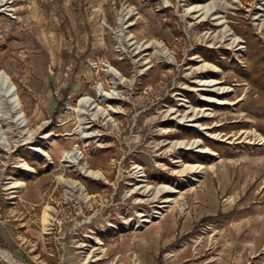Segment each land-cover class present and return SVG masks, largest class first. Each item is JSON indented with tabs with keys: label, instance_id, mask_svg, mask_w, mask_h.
Instances as JSON below:
<instances>
[{
	"label": "rangeland",
	"instance_id": "obj_1",
	"mask_svg": "<svg viewBox=\"0 0 264 264\" xmlns=\"http://www.w3.org/2000/svg\"><path fill=\"white\" fill-rule=\"evenodd\" d=\"M256 58L264 0H1L0 264H264Z\"/></svg>",
	"mask_w": 264,
	"mask_h": 264
},
{
	"label": "bare ground",
	"instance_id": "obj_2",
	"mask_svg": "<svg viewBox=\"0 0 264 264\" xmlns=\"http://www.w3.org/2000/svg\"><path fill=\"white\" fill-rule=\"evenodd\" d=\"M1 2V0H0ZM110 69L111 72L116 73V70L112 67H108ZM108 70V69H107ZM90 99L88 97H82L79 100V105H83V106H88L90 105ZM92 107V106H91ZM0 108L2 109V112L0 113V118L2 117H10L12 121L17 120V112L19 110V112H21L20 107H19V102H18V96L16 93V88L15 85L12 83V81L10 80V78L7 76V74H5L4 72L0 71ZM90 108V107H89ZM0 109V110H1ZM98 112V111H97ZM96 112V113H97ZM99 113V112H98ZM100 113L106 117L107 112H101ZM16 118V119H15ZM23 119V118H22ZM82 130H84V127H81ZM86 128V127H85ZM1 137V136H0ZM197 141H192V142H176L174 144V146H183V148H189L191 146H193V144H196ZM36 150H40L42 151L39 147L34 146ZM77 151L75 149V147L66 152L65 156L70 157L73 161L77 158ZM23 168L26 169H31L30 167L26 166L25 164H23ZM202 169V167L200 165H195V164H185L183 170H181L182 172H186V173H198L199 169ZM182 169V168H181ZM85 173L96 177V176H100L99 173H95L91 170L88 169H84ZM185 173V174H186ZM63 182L66 184L67 182L63 180ZM71 187V186H70ZM81 188V187H79ZM165 189L164 186L158 187V190H162ZM45 226L49 223V218L50 215L47 213L45 214ZM50 224V223H49ZM48 226V225H47ZM2 254L0 253V256Z\"/></svg>",
	"mask_w": 264,
	"mask_h": 264
},
{
	"label": "trees",
	"instance_id": "obj_3",
	"mask_svg": "<svg viewBox=\"0 0 264 264\" xmlns=\"http://www.w3.org/2000/svg\"><path fill=\"white\" fill-rule=\"evenodd\" d=\"M247 46H249V44L247 43ZM201 49V54H203L204 56H205V54H204V52H202V50H205V51H208V52H213L214 50L212 49V48H200ZM227 53V52H226ZM207 59H209V60H211V61H214V59L211 57V56H205ZM262 61V58H256L254 61H253V67H254V69L256 70L257 68H258V71H260V73H259V75H262L263 73H264V69L263 70H260V67H262V66H257V63L258 62H261ZM259 75L258 76H256V79H258L259 78ZM260 81H262V80H259V82ZM263 87H264V85H263ZM261 132L263 133V135H264V130H262L261 129ZM184 158V157H183Z\"/></svg>",
	"mask_w": 264,
	"mask_h": 264
}]
</instances>
